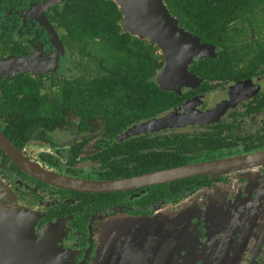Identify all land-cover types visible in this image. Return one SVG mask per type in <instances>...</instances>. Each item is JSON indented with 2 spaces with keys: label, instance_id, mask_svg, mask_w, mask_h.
Returning <instances> with one entry per match:
<instances>
[{
  "label": "flooded vegetation",
  "instance_id": "1",
  "mask_svg": "<svg viewBox=\"0 0 264 264\" xmlns=\"http://www.w3.org/2000/svg\"><path fill=\"white\" fill-rule=\"evenodd\" d=\"M97 1L106 0H0V135L26 162L101 182L264 151V64L256 68L248 58L256 47L212 44L217 54L245 57L222 67L218 80L177 83L180 92L166 90L177 95L173 106L123 128L109 127L108 115L98 112L52 113L55 82L81 71V40L70 30L66 10ZM246 28L241 43L257 45L259 34L248 23ZM35 83L43 105L34 104ZM189 104L202 112L222 107L206 123L137 131ZM168 137L170 144L164 143ZM177 140L181 149L172 144ZM178 153L187 163L159 168ZM131 168L136 173L123 175ZM0 210L25 213L57 264H264V161L88 192L40 179L0 142ZM147 218L156 224L126 236L132 222Z\"/></svg>",
  "mask_w": 264,
  "mask_h": 264
},
{
  "label": "trees",
  "instance_id": "2",
  "mask_svg": "<svg viewBox=\"0 0 264 264\" xmlns=\"http://www.w3.org/2000/svg\"><path fill=\"white\" fill-rule=\"evenodd\" d=\"M164 1L180 26L199 36L202 42L218 46L228 42L227 48L232 49L256 47L248 58L256 63V68L264 64V0ZM66 17L72 26L70 30L81 40V71L55 82L59 88L50 96L52 113L64 109L98 112L108 115L109 127L123 128L133 120L150 118L176 103L177 95L161 88L156 81L164 64L162 53L156 44L123 29V15L115 1L82 2L72 11L66 10ZM247 23L253 33L259 34L257 45L251 41L241 43ZM96 36H100L98 42ZM244 57L243 53L222 52L216 57L195 59L190 70L209 83L218 80L222 67ZM34 95V104L43 105L42 98L37 99L39 83L34 84ZM164 143L170 144V137ZM172 144L182 148L181 140ZM117 162L111 163L112 168ZM185 163L187 158L178 153V158L169 157L159 168ZM133 173L136 172L131 168L123 175Z\"/></svg>",
  "mask_w": 264,
  "mask_h": 264
},
{
  "label": "water",
  "instance_id": "3",
  "mask_svg": "<svg viewBox=\"0 0 264 264\" xmlns=\"http://www.w3.org/2000/svg\"><path fill=\"white\" fill-rule=\"evenodd\" d=\"M120 8L125 31L148 39L159 48L164 64L156 76L161 88L177 90V83H202L203 78L190 70L194 59L206 56L216 57L215 46L202 42L199 36L180 26L179 20L168 9L164 0H114ZM221 105L205 112L194 110L189 104L184 112L173 111L162 117L146 121L137 131L145 128H165L184 126L190 123H206L216 116ZM0 142L12 153L17 162L27 171L51 184L75 190L96 192L128 188L132 185H145L167 180H175L199 173H217L248 163L264 161V151L250 155L236 156L216 161L200 162L177 166L155 173L114 181H93L54 173L38 165L26 162L21 153L15 150L10 139L0 135ZM134 221L126 236L134 237L142 233L141 225H155L154 218ZM149 227V226H148ZM147 234L149 231H146ZM114 234L110 237L104 252L111 247ZM52 249L43 246L27 222L26 214L19 211L0 210V264H57L51 254ZM108 253V252H107ZM107 253L106 258H107Z\"/></svg>",
  "mask_w": 264,
  "mask_h": 264
},
{
  "label": "rangeland",
  "instance_id": "4",
  "mask_svg": "<svg viewBox=\"0 0 264 264\" xmlns=\"http://www.w3.org/2000/svg\"><path fill=\"white\" fill-rule=\"evenodd\" d=\"M148 40V39H147ZM187 84V83H186Z\"/></svg>",
  "mask_w": 264,
  "mask_h": 264
}]
</instances>
